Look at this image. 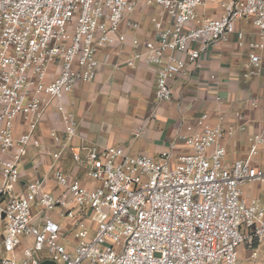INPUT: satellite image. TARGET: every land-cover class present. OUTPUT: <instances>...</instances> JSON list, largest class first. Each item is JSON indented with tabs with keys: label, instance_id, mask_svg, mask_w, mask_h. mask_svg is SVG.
<instances>
[{
	"label": "built area",
	"instance_id": "2783aa9c",
	"mask_svg": "<svg viewBox=\"0 0 264 264\" xmlns=\"http://www.w3.org/2000/svg\"><path fill=\"white\" fill-rule=\"evenodd\" d=\"M141 1L170 20L169 27L157 22L152 36L134 38L132 45L143 51L125 63L143 59L156 67V100H170L171 80L198 68L202 56L232 34L243 47L245 35L236 30L241 21L257 36L246 43L242 77L262 74L264 0L223 1L221 16L212 19L195 13L210 0H0V264H39L42 252L63 264H237L240 246L251 264H264V199L243 191L249 183L264 184V125L250 138L245 158L227 164L224 142L245 128L239 111L231 121L218 110L214 117L202 112L192 125L182 123L176 139L190 152L175 160L169 152L153 158L118 147L83 152L78 146L72 160L90 184L55 169L58 196L45 188L44 178L15 191L28 148L42 146L34 131L49 110L58 113L65 138L75 137L76 122L63 99L76 83L94 79L99 50L124 43L127 30H142L131 18ZM249 103L258 105L255 98ZM17 119L27 124L18 135ZM34 204L40 224L32 221ZM55 210L73 222L78 243L71 252L60 242L61 226L51 218ZM29 236L33 241L18 260L17 249Z\"/></svg>",
	"mask_w": 264,
	"mask_h": 264
},
{
	"label": "crops",
	"instance_id": "0c3cea01",
	"mask_svg": "<svg viewBox=\"0 0 264 264\" xmlns=\"http://www.w3.org/2000/svg\"><path fill=\"white\" fill-rule=\"evenodd\" d=\"M226 0H210L198 6L196 15L201 19L219 18L222 14L220 3ZM155 5L141 1L131 18L137 21L142 30L125 31L126 40L122 44L107 46L96 53L98 61L96 74L90 82H78L73 90L63 99L65 110L73 115L76 122V135L67 140L54 108L49 110L34 136L40 140L41 148H28L20 165V181L15 191L21 193L26 184L35 179L44 178L45 188L54 196L61 189L53 180V170H61L69 180H80L90 184L82 168L72 160V150L82 147L83 152L90 148L102 150L118 147L131 156H151L157 158L163 152H169L173 160L190 152L189 148L177 140L180 125L194 124L202 113L208 112L214 117L218 110L227 112L228 120H233L235 111H239L244 120V130H236L232 137L225 140L227 164L245 158L250 146V138L258 133L264 125V65L262 74L255 78H244L246 69L248 42H256V33L249 22H238L236 30L245 35V45L238 47L236 37L232 34L228 40L209 53L202 56L198 68H188L184 75L171 80V98L158 101L155 98L156 67L143 59L134 60L133 66L125 65L134 51H143L142 46L134 47L132 40L152 36L155 24L161 22L163 27L170 26L168 17L158 18ZM175 57L187 62L185 55L174 53ZM264 63V51L261 54ZM216 97L221 101L217 102ZM249 98L258 102L251 107ZM237 126L239 122H235ZM27 129V124L17 119L15 134ZM52 133L58 141L52 137ZM61 151L58 158L53 155ZM259 161H264V146L260 149ZM254 184L262 183H250ZM246 186V185H245ZM244 193L252 199H264L260 189ZM264 188V184H262ZM40 208L32 207V221L42 223ZM52 220L62 229L61 244L71 252L78 243L73 222L59 215L55 210ZM87 225H91L88 221ZM2 227H0V234ZM89 231V237L92 236ZM31 236L22 241L17 249V259H21L22 249L31 244ZM1 257V255H0ZM39 258L51 260L47 252ZM240 258V253H239ZM63 264L62 262H56ZM82 264H87L83 262Z\"/></svg>",
	"mask_w": 264,
	"mask_h": 264
},
{
	"label": "rangeland",
	"instance_id": "374dc122",
	"mask_svg": "<svg viewBox=\"0 0 264 264\" xmlns=\"http://www.w3.org/2000/svg\"><path fill=\"white\" fill-rule=\"evenodd\" d=\"M254 185L255 186H253L250 183L247 184L245 186L246 191H248L249 193H253V190L256 191V190L260 189V194L262 196H264V188H263L262 184H260V185L259 184H254ZM238 251L240 253V258H239L237 264H251L252 263L251 259L249 258V251H247L244 246H240L238 248Z\"/></svg>",
	"mask_w": 264,
	"mask_h": 264
},
{
	"label": "water",
	"instance_id": "95a60500",
	"mask_svg": "<svg viewBox=\"0 0 264 264\" xmlns=\"http://www.w3.org/2000/svg\"><path fill=\"white\" fill-rule=\"evenodd\" d=\"M39 264H57L55 261L52 260H44L42 262H40Z\"/></svg>",
	"mask_w": 264,
	"mask_h": 264
}]
</instances>
